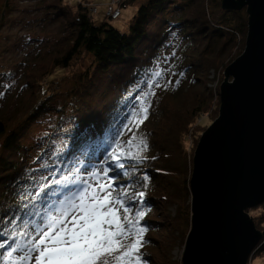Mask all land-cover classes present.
I'll return each mask as SVG.
<instances>
[{"label": "trees", "instance_id": "trees-1", "mask_svg": "<svg viewBox=\"0 0 264 264\" xmlns=\"http://www.w3.org/2000/svg\"><path fill=\"white\" fill-rule=\"evenodd\" d=\"M208 3L214 4L210 8ZM208 3L147 0L132 16L127 33H121L107 22L93 23L96 7L91 12L76 0H40L48 14L61 16V30L70 29L71 33L64 48L37 56L27 64L29 69L14 94L18 98L14 112L6 114L13 98L0 110V227L15 217L8 228H22L20 217H24V222L29 220L31 204L39 203L33 197L40 185L47 182L50 188L55 187L51 181L67 175L73 162L81 166L83 178L87 173L83 168H93L90 177L107 166L108 155L119 142V150L131 155L122 157L125 168L117 170L120 178L116 183L130 186L123 190L128 192L125 200L145 192L143 205L137 199L128 214L135 219L138 208L145 211L139 222L148 229L140 248L144 264H178L171 263L170 252L177 241H184L190 228L192 171V154H186L181 139L211 101L209 92L197 89L202 80L200 59L211 54L223 57L220 51L225 48L224 51L229 50L224 52L225 57L233 49L242 50L246 33V21L239 11L222 10L220 0ZM106 18L112 21L109 16ZM174 33L177 49L170 55L167 74L147 103L145 118L136 94L161 57V47L175 37ZM80 52L90 55L92 63L72 76L73 89L60 110L63 113L68 107L73 122L65 132L67 143L40 148L33 159L22 138L29 122L47 111L48 86L55 84L47 77L53 71H67ZM182 89L186 90L185 95L178 96ZM187 98L190 100L185 102ZM19 114L25 119H17ZM145 141L147 148L143 147ZM137 152L142 159L136 160ZM145 175L149 177L147 181ZM38 177H43L40 182ZM116 191L117 195L122 194L120 188ZM246 212L255 228L262 229L264 205ZM123 217L124 212L122 223ZM163 234L166 237L161 241ZM7 235L5 230L4 236ZM260 251L264 252V243L255 253ZM6 259L5 253L0 260Z\"/></svg>", "mask_w": 264, "mask_h": 264}, {"label": "water", "instance_id": "water-1", "mask_svg": "<svg viewBox=\"0 0 264 264\" xmlns=\"http://www.w3.org/2000/svg\"><path fill=\"white\" fill-rule=\"evenodd\" d=\"M220 6L245 9L244 48L223 72L218 117L192 156L181 264H248L263 235L246 211L264 205V0Z\"/></svg>", "mask_w": 264, "mask_h": 264}, {"label": "rangeland", "instance_id": "rangeland-1", "mask_svg": "<svg viewBox=\"0 0 264 264\" xmlns=\"http://www.w3.org/2000/svg\"><path fill=\"white\" fill-rule=\"evenodd\" d=\"M76 1L81 3L82 7L97 8L96 14L92 16V21L95 25L107 22L121 33H127L129 22L137 8L147 2V0ZM208 1L204 0V4H207ZM212 5L209 4L210 8ZM109 6H112L113 11L118 9L121 13H119L116 19L111 18L113 14L109 15ZM48 12L43 9L40 0H0V110L3 109L11 98L14 99L6 113L7 115L14 112L18 99L14 94L16 91L18 92L21 79H23L25 71L27 73L29 69L27 64H30L31 60L37 56L44 57L49 52L61 50L70 37V29L63 31L60 28L61 16L58 13L50 15ZM239 12L241 18L245 19L247 23L245 9L243 8ZM171 14L173 15L174 12ZM106 16L114 20L111 21ZM173 36L175 37L167 40L161 47V57L156 61L151 75L147 77L146 82L142 84L143 87L136 94V99L141 103V109L147 108V103L154 89L167 74L170 55L177 49V35L174 33ZM235 36L236 40H239L237 39L238 35L236 34ZM225 49L219 50L223 54V57L222 55L211 54L205 59H200L203 62V70L201 71V85L197 89L201 88L205 92H209L211 94V101L207 111L194 119L187 134L181 139L182 147L185 149L186 154H192L193 156L200 136L218 117L219 88L224 81L223 72L243 51V49L239 51L238 47V49L231 50L230 54L225 57L227 53L224 52H229L228 49L224 51ZM91 63L92 57L85 52H80L73 58L67 71H53L49 73L50 77L48 76L47 80L55 84L48 86L50 96L45 105L47 111L29 122L26 133L22 138L23 145L31 150L32 157L34 156L33 159L37 157V150L40 148H49L48 146L56 148L61 146V144L67 143L65 132L68 128H72L73 122L68 113V107L65 108L63 113H60V110L67 103V99L70 97L71 90L73 89L72 76L83 72ZM157 71L163 73L159 78L155 76ZM185 92L186 90L182 89L179 95H177L183 96ZM180 99L178 97V100ZM189 100L187 98L185 102ZM17 119L21 121L25 117L19 114ZM94 169L97 170V168ZM92 170L93 168H89L88 172L85 173V180L89 179L88 175ZM42 178L38 177L37 182H40ZM116 196L117 191L115 189L113 191V198ZM174 209L175 206H172L171 210L173 212H175ZM119 215L122 218V209H119ZM256 229L262 233L264 232V225L262 229ZM165 237V234L161 235L160 240L164 241ZM132 239L133 237H129L125 242H131ZM184 241H177L173 245V249L170 252L171 263H181ZM263 243L264 241L261 239L256 251ZM248 263L264 264V252L260 251L253 254Z\"/></svg>", "mask_w": 264, "mask_h": 264}, {"label": "snow or ice", "instance_id": "snow-or-ice-1", "mask_svg": "<svg viewBox=\"0 0 264 264\" xmlns=\"http://www.w3.org/2000/svg\"><path fill=\"white\" fill-rule=\"evenodd\" d=\"M163 75L157 71V78ZM182 75V73H181ZM179 84V80L176 81ZM151 86V85H149ZM148 109L144 108V117ZM137 124L142 123L137 121ZM117 147L108 155L107 166L90 174L88 180L81 175V166L73 162L68 174L39 186L33 199L29 220L23 227L8 228L15 217L0 227V258L6 253V260L0 264H144L140 255L143 236L148 230L140 225L145 211L137 209L135 219L129 217L137 199L143 205L145 192L140 191L134 198L125 200L130 186L117 184L120 178L117 170L124 169L122 157L131 155ZM147 148V142H144ZM136 160L142 159L139 152ZM88 172V168H83ZM147 175L144 180H148ZM50 190H46L49 189ZM116 188L121 195L113 198ZM119 209H123L124 222H121ZM5 230L8 235L4 236ZM129 237L131 242L126 243Z\"/></svg>", "mask_w": 264, "mask_h": 264}, {"label": "built area", "instance_id": "built-area-1", "mask_svg": "<svg viewBox=\"0 0 264 264\" xmlns=\"http://www.w3.org/2000/svg\"><path fill=\"white\" fill-rule=\"evenodd\" d=\"M90 9V11L91 12H94L95 11V9H94V7H92V8H89ZM108 13H109V15L110 14H113L112 16V18H115V16H117L118 14H119V10L118 9H116V10H114L113 11V8H112V6H109L108 7ZM258 247V246H257ZM257 247H256V249H257ZM256 249L254 250V252H256ZM254 254V253H253ZM249 264V263H248Z\"/></svg>", "mask_w": 264, "mask_h": 264}, {"label": "bare ground", "instance_id": "bare-ground-1", "mask_svg": "<svg viewBox=\"0 0 264 264\" xmlns=\"http://www.w3.org/2000/svg\"><path fill=\"white\" fill-rule=\"evenodd\" d=\"M119 13H120V12H119ZM120 14H121V13H120ZM118 15H119V14H118ZM118 15H117V16H118ZM117 16H115V18H114V19H116V17H117ZM111 18H112V17H111ZM119 18H120V17H119ZM114 19H112V20H114Z\"/></svg>", "mask_w": 264, "mask_h": 264}]
</instances>
